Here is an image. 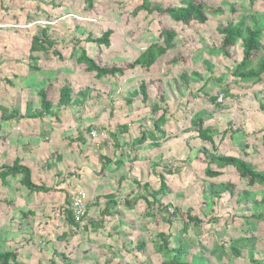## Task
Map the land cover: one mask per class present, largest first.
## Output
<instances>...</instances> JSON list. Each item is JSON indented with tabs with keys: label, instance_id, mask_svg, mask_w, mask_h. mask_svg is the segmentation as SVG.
Segmentation results:
<instances>
[{
	"label": "crops",
	"instance_id": "obj_1",
	"mask_svg": "<svg viewBox=\"0 0 264 264\" xmlns=\"http://www.w3.org/2000/svg\"><path fill=\"white\" fill-rule=\"evenodd\" d=\"M65 10L62 1L55 5L54 0H0V171L3 166H11L20 160L22 165L30 168L34 184L50 188L47 192L30 191L21 184V175L0 178V252L17 250V260L11 264H40L44 258L50 263L55 259L54 253L59 256L65 251L77 253V247L71 243H78L79 250L81 245H89L93 253L97 248L126 252L127 234L140 230L142 222L148 224L147 228L150 223L157 228L166 224L160 215L147 214L142 197L147 193L148 200H152L153 192L161 188V178L169 184L170 190L156 198L165 204L192 209L206 206L211 197L210 194L207 199L212 179L202 178L198 183L195 178L198 172L206 176L207 164L200 150L206 147L211 151L212 146L193 137L187 130L191 112L198 109L197 104L189 102L190 109L185 108L182 112L183 107L178 103H169L173 90L166 84L163 92L168 100L167 122L162 127L163 134L153 135L155 93L143 104L141 97L135 95L138 87L134 84L139 77L132 71L124 76L101 79L85 72L81 75L84 83L74 77L70 79L66 75L67 60H58L52 53L40 57L37 65L40 67V62L48 60L45 68L40 67L39 72L30 70L31 40L41 27L50 29L56 49L62 55L65 44L71 49L75 44L87 49L84 41L87 26L63 21ZM54 14L60 18L53 17ZM47 17L58 19V24L50 25L53 21L47 22ZM38 18L44 19L45 24H39ZM91 47L94 49L93 45ZM240 55L241 52L238 59ZM57 62H65V66L61 69ZM49 76L54 77L57 87L53 115L44 118L25 116L28 105L33 112L40 109L37 93L49 84L43 85ZM64 84H70L73 89V101L67 106L58 103L59 90ZM261 86L264 89V84L257 88L241 85L240 89L231 85L230 94L236 101L213 113L206 125L220 132L225 130L221 129L220 123L226 125L232 119L236 124L238 118L248 116L251 105L238 102L242 96L239 92L244 91L248 98L256 92L262 93ZM86 90L87 95H83ZM222 95L219 102H222ZM237 108L241 109L239 115ZM199 110L211 112L212 105ZM257 120L261 125L260 119ZM92 127L108 132L109 139H93L90 135ZM239 129L237 133L241 132L240 126ZM143 133L147 140L136 145ZM255 136L254 133L248 135L253 142ZM226 137L220 144L228 142ZM218 141L216 138L217 144ZM245 144L239 143L236 156L247 153L249 159L255 157L252 144L248 143L250 147L244 148ZM146 183L148 187L143 186ZM78 191L87 195V209L84 219L75 226L67 222L64 209L73 193ZM111 194H116L117 202L110 209L113 215L104 213ZM173 199L178 203H172ZM29 212L32 214L28 216ZM54 235L56 240H63L60 250H54L57 247L53 246Z\"/></svg>",
	"mask_w": 264,
	"mask_h": 264
},
{
	"label": "rangeland",
	"instance_id": "obj_2",
	"mask_svg": "<svg viewBox=\"0 0 264 264\" xmlns=\"http://www.w3.org/2000/svg\"><path fill=\"white\" fill-rule=\"evenodd\" d=\"M61 1L64 2V6L67 8L63 12L65 14L63 21L66 23L80 27L85 25V27L87 26V32L92 31L94 35L102 34L109 28L114 30V34L111 36V46L109 48L102 47L101 50L103 52L100 54L102 60L109 64L118 63V65H124L132 62L147 47L149 42L154 41L158 37L162 28L175 29L178 33L175 38V47L170 49L165 56L161 57L155 66L148 70L136 66L134 69L129 70L128 73L132 71L133 74L135 73V77L142 78L141 82H147L151 97L153 92L155 94L160 92L166 84L169 87L171 86L170 89L173 92L170 93L169 103H178V106L183 107L181 109L182 112L185 108L186 110L190 109L189 102L197 104L198 109H203L205 105H209L207 103V96L218 93L219 89L223 86L218 82L213 83L208 81L200 93L197 91L201 86L198 80H207L211 76L215 77L216 75H227L230 68L226 65L228 63H230V66L233 65V61L224 59L217 50V45L220 43L221 38L216 30L217 26L229 20H237L239 17L248 20L249 16L255 15L258 18L260 27L264 30V0H255V9L250 7L247 0H202L207 2L211 7L216 8L222 6L224 9L221 13H209V19L203 25L192 23L187 26L176 24L169 16L159 15L156 12L147 15L145 11H140L137 15L132 16L133 10L137 5L142 3V0H93L95 6L91 10H88L84 6L83 0H54V4H60ZM150 1L165 7L171 5L180 6L187 2V0ZM229 5L236 6L237 12L232 13ZM55 7L57 8V6ZM53 17L60 18L56 14ZM58 22L59 20L56 19L50 25L54 26ZM41 23L45 24L44 19L39 20V24ZM92 45L87 43L85 47L94 55L98 50L95 45H93V49L91 47ZM72 50L66 44L62 46V51L64 52L62 56L64 57L63 59L67 60L69 67L66 75L70 79L74 77L85 83V79H82L81 76L82 74L85 75L84 66L77 64L75 57L72 55ZM240 51L241 49L238 43L233 50L235 59H238ZM176 55H181L183 60L180 57V60L177 61L178 63L175 66L172 59ZM57 59L62 61L59 57ZM47 61L44 63L40 62V67L44 66L45 68ZM57 64V67L61 69L65 66V62H57ZM222 67H225V69H222ZM184 71L187 74L194 72L200 74V79L190 81V93L187 91L188 88L184 89L185 86L180 80L181 72L185 73ZM33 75H36V73ZM36 78L33 77L34 80H37ZM139 78L135 81L136 84H134L136 88L141 83ZM53 80L54 77L49 76L43 85L47 82H53V90L56 93V82ZM230 80L232 78L225 77V82ZM131 86L133 87V84ZM180 86L182 89L179 88ZM240 86L238 85L236 88L238 89ZM261 90L262 93L256 92L255 96L250 95L248 98L245 97L244 91H241V93L239 92L240 90L238 91L239 94H242L238 102L244 105H251L248 107L250 114L248 116L245 115L242 119L238 118L239 121L236 124L229 123L228 125L231 127H227L228 122H226V125H221L220 123L221 129L230 128L231 132L233 130L232 133L240 126L242 133L227 135L228 142H224V144H220L221 142H219L218 151L236 156L239 153L237 151L239 143L242 144L241 146L244 143H250L252 144V149L255 150L253 153L256 155L249 160L252 161L256 169L264 172V152L262 146L264 111L259 108V104L264 98V89L262 86ZM192 95L194 96L193 98L191 97ZM165 100L168 102L166 96ZM253 106L254 109L252 110ZM239 110L237 108V115L241 114V109ZM257 119H260L261 125H258L259 120ZM253 133L256 135L254 142L253 139L250 141L248 137L249 134ZM249 152L251 154V151ZM202 178L206 180L207 177L198 172V176L195 178L198 183L201 182ZM212 181L230 182L234 184V196L231 197L230 194L225 193L218 199L212 196L210 197L209 193L207 199L210 197V201L208 200L206 206L201 205L198 208H192L193 214L198 216L202 222L200 225H192L186 232L183 231V226L187 222L186 211L188 209L183 206L180 207L181 211L179 212V216L176 219H172V224H162L161 227L157 228L155 227L157 225L152 226V223H150L149 228H147L146 226L148 224L142 222L143 227L140 230L134 232L133 230L135 229L133 228V232L127 234L125 238L124 248H126V252H123V250L104 251L102 249L100 251L97 248L93 253L89 245H84V247L81 245L79 250L78 243H71L77 247V253L73 254V250L69 253L65 251L60 256L54 253L53 257L55 258L56 264H169V257H166L165 254L157 253L155 250L157 246L154 243L160 241L157 234L159 230L160 232L171 235V247L181 245L185 249V253L181 259V262L184 263L264 264V184H256L254 187L249 188L246 181L240 180L235 170L231 167L224 169L222 175L213 178ZM168 185L166 182L165 189L169 191ZM244 189H247V195H244ZM172 203H178V200L173 199ZM206 214L209 216L206 217ZM53 239V246H57L54 250L62 249L63 240H56L55 235ZM140 242L146 244L142 252L136 250V246ZM41 243L39 244L41 245ZM233 243H238L240 246L242 255L239 258L234 257L231 253L230 245ZM67 245H70V243ZM65 250H67L66 246ZM251 259L254 261H251ZM40 264L49 263L44 258L40 260Z\"/></svg>",
	"mask_w": 264,
	"mask_h": 264
},
{
	"label": "trees",
	"instance_id": "obj_3",
	"mask_svg": "<svg viewBox=\"0 0 264 264\" xmlns=\"http://www.w3.org/2000/svg\"><path fill=\"white\" fill-rule=\"evenodd\" d=\"M250 4V7L255 9V0H247ZM84 6L91 10L94 8L95 4L93 0H83ZM59 5V4H57ZM230 11L236 13V6L229 5ZM222 6L211 7L207 2L202 0H187V2L180 6H162L160 4H154L150 0H142V3L137 5L132 12V16H135L140 11H145L147 15L153 13H158L159 15H167L171 20L179 25H191L192 23L205 24L209 17L208 14H217L223 11ZM59 18V17H58ZM47 22L54 21L50 20L51 18H46ZM218 34L220 35V43L217 45V50L224 59L230 60L233 65H229V70L227 75H216L211 76L207 80H198L201 83V86L197 89L200 93L205 88L208 81L218 82L222 84V88L219 89L218 93H213L212 95L207 96L208 104L205 106L212 105L211 112L200 111L199 109L192 111V118L189 121V128L187 130L193 134V137L201 139L204 143H209L212 146V150L209 151L204 147L201 151L204 156L203 159L206 162L205 175L208 178H216L222 175V169H227L229 167L233 168L240 180H245L249 188L254 187L256 184H264V172L256 169L249 160L247 153L243 150L242 156H233L221 153L218 151V144L216 138H219L218 142H222L223 139L229 134H234L240 131L239 128L236 130L230 131V128L223 131H218L213 126H207L206 121L213 113L227 108V104H233L236 100L230 94L231 85H249L251 87H257L262 84L264 78V30L260 27L258 18L255 15L248 17V20L239 17L237 20H229L224 24H219L216 28ZM87 36L84 38L85 43L93 44L97 47L95 54H90L87 49L84 47L78 46L75 44L72 50V55L75 57L78 65L84 66V71L87 74L94 75L95 78L101 79L106 77H115V76H124L129 70L134 69L136 66H140L145 69H150L155 66L159 59L165 56L170 49L175 47V38L178 33L173 28H162L158 37L149 42L147 47L132 61L124 65H118V63L104 62L101 57L103 52L101 49L109 48L111 46V36L114 34V30L109 28L106 29L102 34L94 35L91 32H86ZM81 42V41H80ZM240 46L241 55L239 59H235L233 50L236 45ZM78 50V51H77ZM54 54L63 59L62 54L56 49V43L52 39L50 29L47 26L41 27L39 32L32 37L30 50H29V68L31 71L39 72L41 71L40 67L37 65L40 57L43 55ZM181 55H176L172 59L173 64L176 66L177 61L180 60ZM183 57H181V60ZM183 63V62H181ZM231 63V64H232ZM228 67V66H227ZM225 77H230L232 80L225 82ZM200 79V74L197 72L187 74L181 73L180 80L188 88V93H190V81ZM53 84L49 83L46 87L41 88L37 95L39 98L40 109L33 112L28 105L25 116L31 118H44L46 116L53 115L54 113V90ZM163 89V88H162ZM161 89L160 92L155 94L156 102L152 108V112L155 115L153 121V135L157 132L161 134L164 133L162 127L167 122L168 114V104L165 100L164 92ZM80 93V92H79ZM88 91L82 92L83 95H87ZM220 94H223L222 102H219L218 99ZM136 96L141 97L142 103H147L150 97V93L147 87V82L142 81L138 86V90L135 94ZM196 95V94H195ZM194 97L193 95L191 96ZM73 101V89L70 84H64L59 90V105L67 106ZM229 104V105H230ZM205 106L203 108H205ZM260 110L264 111V98L259 104ZM18 114V112H16ZM229 121L227 123V127ZM231 127V126H230ZM147 140L146 133H143L136 141V145L142 144ZM262 146L264 152V135L262 138ZM248 143L245 144L244 148H249ZM264 156V154H263ZM9 175H21V184L28 188L30 191L37 192H47L50 188L46 186H38L33 183L31 170L29 167L21 164L20 160H16L11 166L5 165L1 168L0 178L5 179ZM161 188L158 191L153 192L152 200H148L147 193L143 194V198L146 202V210L149 216H158L166 223L172 224L173 220L179 216L181 211L179 206H174L170 203H163L157 200L156 195L165 193V179L161 178ZM141 185V184H140ZM149 184H144L143 186L148 187ZM209 192L212 197L220 199L222 195L230 194L234 196L235 185L230 182H211L208 186ZM247 189H244V195H247ZM116 194H111L109 198V206L105 210V214H114L110 209H113L117 205L115 202ZM67 207L64 209L66 214L67 222L72 225H77L79 222L75 220L74 214L71 210V201H67ZM128 204L129 202L126 201ZM150 211H154L150 213ZM103 213V212H102ZM103 213V214H104ZM32 212H29V216ZM187 222L183 226V231L186 232L187 229L192 226H198L202 222L198 216L193 214L192 209H187L186 211ZM160 241L155 245L157 252L165 254L166 257H169V264H189L181 262L182 256L185 253V249L179 245L176 247H171V235L164 232L158 233ZM145 243L140 242L136 246V250L143 251L145 249ZM231 253L234 257H241V249L238 243H233L230 245ZM172 255V257H171ZM18 257L17 250L0 252V264H11L15 262ZM251 261H254L251 259ZM257 263V262H256ZM259 263V261H258ZM49 264H56L55 259L51 260Z\"/></svg>",
	"mask_w": 264,
	"mask_h": 264
},
{
	"label": "built area",
	"instance_id": "obj_4",
	"mask_svg": "<svg viewBox=\"0 0 264 264\" xmlns=\"http://www.w3.org/2000/svg\"><path fill=\"white\" fill-rule=\"evenodd\" d=\"M90 135L95 140L98 138L109 139L110 137L108 132L100 131L94 127L90 129ZM86 209L87 195L81 191L73 193L71 200V210L77 222L80 223L84 219V217L86 216Z\"/></svg>",
	"mask_w": 264,
	"mask_h": 264
}]
</instances>
